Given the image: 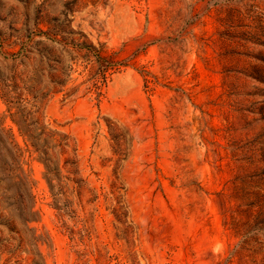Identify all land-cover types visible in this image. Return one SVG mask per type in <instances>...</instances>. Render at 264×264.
<instances>
[{
    "label": "rangeland",
    "instance_id": "obj_1",
    "mask_svg": "<svg viewBox=\"0 0 264 264\" xmlns=\"http://www.w3.org/2000/svg\"><path fill=\"white\" fill-rule=\"evenodd\" d=\"M0 77V264H264V0H0Z\"/></svg>",
    "mask_w": 264,
    "mask_h": 264
},
{
    "label": "trees",
    "instance_id": "obj_2",
    "mask_svg": "<svg viewBox=\"0 0 264 264\" xmlns=\"http://www.w3.org/2000/svg\"><path fill=\"white\" fill-rule=\"evenodd\" d=\"M13 79V86L17 85V80L19 75L15 74ZM6 78H1L0 81L4 83ZM3 87H7V84L4 83ZM9 91L5 92V96L10 104V109L13 107L14 97L12 98L9 95ZM22 113L19 119L16 121L22 125L21 127L23 134L28 137L31 142V145L34 147V151L38 152L39 158L44 161L47 167L46 177L49 183V186L52 190L53 196L58 199L60 193H63V184L62 178L60 177V166L58 161V154L66 152L67 147L71 145V138L66 133H58L52 131L44 124L40 117H35L32 114V110H26V107L23 106L19 111L13 115ZM59 134L58 139H53L55 134ZM68 161V160H67Z\"/></svg>",
    "mask_w": 264,
    "mask_h": 264
}]
</instances>
